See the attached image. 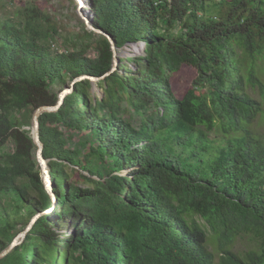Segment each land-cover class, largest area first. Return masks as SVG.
I'll return each instance as SVG.
<instances>
[{"label": "trees", "instance_id": "trees-1", "mask_svg": "<svg viewBox=\"0 0 264 264\" xmlns=\"http://www.w3.org/2000/svg\"><path fill=\"white\" fill-rule=\"evenodd\" d=\"M25 1L0 18V200L13 203L0 211V253L52 214L0 264H215L216 254L218 264H264V137L249 130L261 111L250 90L264 93V0H90L95 28L118 49L145 45L113 72L105 36L84 27L53 51L59 25ZM185 66L196 77L178 98L170 79ZM107 73L95 82L106 99L80 80L39 119L55 205L23 127L62 87ZM243 238L250 248L235 251Z\"/></svg>", "mask_w": 264, "mask_h": 264}, {"label": "rangeland", "instance_id": "rangeland-1", "mask_svg": "<svg viewBox=\"0 0 264 264\" xmlns=\"http://www.w3.org/2000/svg\"><path fill=\"white\" fill-rule=\"evenodd\" d=\"M88 1L90 0H82V3L84 5L83 8H81V12H79V3H77L76 0H36L37 5L45 12L47 13L55 22L59 25V36L56 37L53 44H51L50 48L53 51H63L71 48L72 46V39L75 37V34H81L84 27H87L85 19L90 20L92 19V12L90 11L88 6ZM28 6L27 2L25 0H0V18H7L16 16L19 10H23L24 7ZM16 18L19 19L17 16ZM94 25V22H93ZM95 27V26H94ZM141 44H130L126 45L123 49H118L119 56L121 59H126L127 57H137L142 56L143 53L141 51ZM89 55L91 57H94V51L90 50ZM258 60L259 62V68H264V60L261 59ZM256 75L258 78L263 82L264 84V71L259 72L257 71ZM196 77V71L195 69L191 67H183L180 71L177 73H174L171 75L170 83H171V89L172 92L175 94L176 97L180 98L182 97L185 92L191 87L192 81ZM69 88L68 86L62 87L59 92L61 93L64 89ZM250 88V87H249ZM92 91L96 94L98 98H105V95L103 94L102 88L98 87L95 83L93 85ZM250 94L253 98H255L259 103L261 107L260 113L256 116V118L252 121V124L249 125V130L253 132L255 135L263 136L264 137V93L262 94L259 88L251 89ZM120 108L122 110L126 109L124 114V118L130 119L131 121H134V115L129 111V108L127 106L126 102L119 103ZM29 125H26L23 127L24 130L32 132V122L30 120ZM69 135V133H68ZM235 136H240L241 133L233 134ZM210 139L215 140L214 145H219L218 142L220 140H223V133L219 128H216L212 133H210ZM229 137V135H227ZM80 138L79 135H72V143H76ZM1 151H5L6 153H11L13 151L12 144L6 145ZM77 175H73L71 177V180H77ZM83 182H80L79 185L86 186V184H81ZM13 203L8 197H3L0 200V211L2 207H5L7 212H11L13 210L12 207ZM43 213V214H41ZM22 214H26L25 211L22 212ZM49 215L52 214V211H49V209L44 210L43 212L38 213L37 215ZM36 215V216H37ZM13 215H11L12 217ZM35 216V217H36ZM40 217V216H39ZM38 217V218H39ZM37 218V219H38ZM31 219V218H30ZM27 224L24 221V217L21 218L18 222V230L26 228ZM59 232V231H58ZM63 234L68 238L70 236L71 230L66 229L62 230ZM19 232L16 233V235ZM15 235V236H16ZM209 247L213 252L216 254V248L213 243L209 244ZM250 248V242L248 241V238L238 239L235 251H245ZM215 264H218V254L215 255Z\"/></svg>", "mask_w": 264, "mask_h": 264}, {"label": "water", "instance_id": "water-1", "mask_svg": "<svg viewBox=\"0 0 264 264\" xmlns=\"http://www.w3.org/2000/svg\"><path fill=\"white\" fill-rule=\"evenodd\" d=\"M76 1L79 3V9L78 10H79V12H81V8L84 7L83 3H82V0H76ZM85 21H86L88 30L93 31L96 34L103 35L109 40V42L111 44L112 51H113V68H112L111 72L115 71L117 69L119 61H120L119 51H118V48L116 46L115 41L107 33L103 32L102 30H98V29H96L94 27V25H93V17H92L91 21L90 20L87 21V19H85ZM140 44H141V48L140 49H141V51H142V53L144 55L145 45L143 43H140ZM107 75H109V73L105 74L104 76H102L100 78L87 76V75L80 76L79 78H76L72 82L71 87L64 89L60 93L59 101H58V103L55 106H42V107L37 108L33 112L32 120H31V122H32L31 135H32L33 142H34V144L37 147V162L40 165L41 175H42V179H43V182H44L45 189H46L47 193L51 196V198L54 201L55 205H56V197H55V194L53 192L54 184H53V180H52L51 175H50L49 160H46L44 158V156H43L44 145H43V143H42V141L40 139V121H39V119L45 113L58 111V109L60 108V106L62 105V103L64 101L65 96L72 92V87L77 81L84 80V79H89L93 83H95V82L103 79ZM41 214H43V213H41ZM41 214H39L36 217H34L32 219V221H31V223L25 229V231L20 233L14 239L13 243L11 244V246H9L7 249H5L4 251H2L0 253V260L5 258L12 251V249L14 247H16L18 245H21L23 243V241L25 240L28 232L31 231L35 221L37 220V218L39 216H41Z\"/></svg>", "mask_w": 264, "mask_h": 264}, {"label": "clouds", "instance_id": "clouds-1", "mask_svg": "<svg viewBox=\"0 0 264 264\" xmlns=\"http://www.w3.org/2000/svg\"><path fill=\"white\" fill-rule=\"evenodd\" d=\"M78 3V2H77ZM52 209H49V211H51Z\"/></svg>", "mask_w": 264, "mask_h": 264}, {"label": "built area", "instance_id": "built-area-1", "mask_svg": "<svg viewBox=\"0 0 264 264\" xmlns=\"http://www.w3.org/2000/svg\"><path fill=\"white\" fill-rule=\"evenodd\" d=\"M0 114H1V111H0Z\"/></svg>", "mask_w": 264, "mask_h": 264}, {"label": "bare ground", "instance_id": "bare-ground-1", "mask_svg": "<svg viewBox=\"0 0 264 264\" xmlns=\"http://www.w3.org/2000/svg\"><path fill=\"white\" fill-rule=\"evenodd\" d=\"M84 6V5H83Z\"/></svg>", "mask_w": 264, "mask_h": 264}]
</instances>
